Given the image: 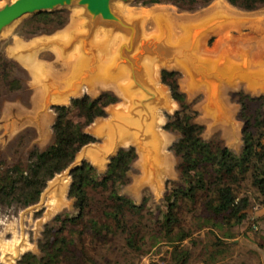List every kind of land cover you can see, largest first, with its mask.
Returning <instances> with one entry per match:
<instances>
[{
    "label": "trees",
    "instance_id": "1",
    "mask_svg": "<svg viewBox=\"0 0 264 264\" xmlns=\"http://www.w3.org/2000/svg\"><path fill=\"white\" fill-rule=\"evenodd\" d=\"M214 0H145L168 2L183 11H196ZM231 5L254 11L264 0H227ZM69 18L64 9L31 15V33L54 32ZM25 73L27 79L21 74ZM178 71H162L180 108L170 115L165 129L177 133L171 150L178 159L177 179L166 182L159 203L144 195L141 203L124 193L137 158L135 147L120 148L100 171L84 161L72 172L68 196L74 214L58 215L57 229L46 226L40 253H25L19 264H134L136 257L159 244L171 247L172 262L187 264L193 246L205 242L207 261L217 263L234 246L235 228L247 217L252 199L264 203V96L239 92L243 120L239 152L221 141L204 138L205 126L196 122L197 110L178 83ZM28 71L17 61L0 56V101L6 93H30ZM112 92L89 94L55 105L53 137L48 145H34L26 157L0 160V208L24 209L39 202L48 183L65 171L87 144L97 139L87 128L107 116L117 103ZM1 115V113H0ZM23 138V137H21ZM204 232V238L200 234Z\"/></svg>",
    "mask_w": 264,
    "mask_h": 264
},
{
    "label": "rangeland",
    "instance_id": "2",
    "mask_svg": "<svg viewBox=\"0 0 264 264\" xmlns=\"http://www.w3.org/2000/svg\"><path fill=\"white\" fill-rule=\"evenodd\" d=\"M10 1L14 0H0V8ZM112 6L119 16L125 20L129 18V21L126 20V22L137 25L139 21L143 39L149 40L153 38L156 41L152 46H148L150 53H139L140 49L134 53L135 55L138 52V56H141V59L138 61L140 67H137V69L134 70L130 66V63L122 57L120 62L122 64H129L133 79L134 72H136V75L141 74L145 59L151 65L156 63L155 67L152 66L156 70L155 77L175 102L172 109L161 111L162 116L155 126L159 138L161 140L164 138L165 140L161 147L164 156L170 159V171L161 181V186H165V193L167 180L178 178V159L171 150V145L176 141L178 135L173 131L165 129V125L169 116L173 115L180 108V105L172 97L169 86L162 82V71H178L180 89L185 92L187 100L198 112L196 122L205 126L204 138L221 141L239 152L242 148V128L244 123L240 118L241 105L237 94L245 92L251 96H264L263 82L259 81L258 83L263 89L253 91L248 88V83L244 82L246 79L241 77L242 73L255 72L257 74L255 76L264 80V74H258L261 70L264 73V6L254 11H244L231 5L227 0H214L210 5L196 11H183L168 2L146 4L145 0H129L128 2L113 0ZM63 9L66 11L69 20L64 27L54 32L39 31L36 34L31 33V27L28 25L30 16H26L5 29L0 35V56L10 59L15 57V61L18 60L17 62L23 68H26L24 66L26 64L34 73V75H31L29 69L26 68L30 78L29 83L32 86L30 87V93L28 91L16 92L13 95L2 90L3 98L0 101V160L9 161L14 157H26L28 150L33 148L34 145L44 147L50 143L53 137L52 126L56 119V112L51 106L54 103L50 100L51 97L46 100L42 113H40H49L51 116L44 117L41 128L38 124L40 115L37 107L41 99V89L37 81V74L43 66L30 57H38L45 61L44 64L49 66L47 69L57 75L66 73L67 68L57 51H71L75 46L73 44L68 46L56 42L52 43L48 39L55 36H65L68 29L73 26L78 31H83L91 18L87 15L85 8L77 4ZM219 10L226 12V15L216 18L210 25H189V23L206 18ZM76 17L80 18L79 22ZM99 21L110 24V22L103 21L102 19ZM119 27L123 31L127 30L121 26ZM104 29H101L98 34L109 45L107 49H110L113 53H117L119 56L122 45L129 41L130 32L124 38L122 33H114L110 25L104 27ZM110 34H113V36ZM108 37L110 38L108 39ZM167 44L172 46L174 50L171 55H167L161 51ZM73 51L78 54L76 48ZM82 52H85L84 47H82ZM126 55H130L133 58L132 52H126ZM148 55L151 56L148 57ZM146 56L147 58H145ZM161 58L167 59L170 61V64L161 65L157 62ZM176 58H187L193 62V65L214 64L213 73L210 76L206 75L208 78L197 76L193 84H189V79L185 75L183 68L174 63ZM152 59L153 61H151ZM218 72L222 76V81L217 84L218 87L216 86L215 90V92L217 91L216 96H214V100L208 108L211 112H217L216 117L211 120L207 118L204 109L208 102L204 85L208 81H211L210 78L216 76ZM21 76L23 79H27L25 73L22 72ZM139 82L142 84L143 80H139ZM235 83L236 85H234ZM221 84L223 99L219 97ZM95 90L86 88L77 96L89 94L92 97H96L102 92L108 91L114 93L119 101L108 107L106 117L97 119L87 128L88 132L97 139L89 146L92 148L105 145L107 140L104 134H98L94 130L95 124L99 123L100 119H106L109 123L108 126H113L115 129L121 128L127 133H132L136 129L131 124L132 120L130 123L128 120V118L132 117L130 102L119 90L104 86H99ZM158 100L156 96L154 97L149 93L144 102L150 101L155 103ZM220 100L225 101L221 102ZM69 103L70 100L55 104L62 105ZM113 107L122 110L123 113L113 117L109 112ZM18 109L23 110V112L19 116L18 122H16L13 118L14 115L16 117L17 114L15 113H17ZM7 112L9 113L7 114ZM11 121H14V123H11ZM10 123L11 126H9ZM138 133L142 136L143 130L140 128ZM132 146L136 149L137 158L133 162L129 174L130 182L124 186L123 191L137 203H141L144 195L152 199V202L159 203L164 193H157L155 188L149 184L143 186L136 185V180L143 175L139 165L140 155L136 143L123 142L118 147L129 148ZM82 153L83 150L77 154L76 160H79L83 156ZM85 161L94 166L96 165L95 167L100 171L106 170L108 165L106 164L107 160L104 165H100L95 163L89 156L85 157ZM49 188L50 185L48 184L39 202L32 206L24 209L16 207L0 208V264H5L2 261V245L12 243L15 239L20 238L22 241L28 243L29 248L25 249L19 257L22 258L27 252L39 254V243L43 238L46 226L49 225L53 229H57L61 225L60 220L55 219L58 215L65 216L66 214H74L76 212L74 201L68 196V190L62 205L58 208L55 207L54 212L49 214L47 205ZM261 207H264V203H260L257 199L251 200V204L247 209V217L241 225L235 228V237L229 240L234 246L221 256L222 258L217 263L206 260L207 243L205 241L207 239L205 238L204 242L193 246L192 257L187 264H264V208ZM204 236V232H202L200 238L203 239ZM170 251L171 247L169 245L159 244L148 253L136 257L131 261L134 264H176L172 262ZM21 258L16 259L15 264H19ZM119 262L120 264L126 263L122 256H119Z\"/></svg>",
    "mask_w": 264,
    "mask_h": 264
},
{
    "label": "bare ground",
    "instance_id": "3",
    "mask_svg": "<svg viewBox=\"0 0 264 264\" xmlns=\"http://www.w3.org/2000/svg\"><path fill=\"white\" fill-rule=\"evenodd\" d=\"M225 13L226 12H223V10H219L206 18L191 22L189 25H210L216 18L226 15ZM76 19L79 22L80 18L76 17ZM126 20L129 21V18H126ZM87 23V26L84 25L86 27L83 31H78V29H75L76 27L74 28L73 26L68 29L65 36H55L48 39V41L52 43L56 42L68 46L73 44L75 46L74 48L77 49L78 54L73 51L74 48L71 51H57L59 57H61L64 61L63 64H65L67 68L66 73L63 75H57L44 67L39 69L37 81L41 89V99L38 103L37 111L40 115V127L43 125L44 117L51 116L49 113L40 114L42 113L44 104L49 97H51L50 100L54 103H62L69 100L71 96L79 95L86 88L94 91L99 86H104L113 87L119 90L130 102L132 117L128 118L129 123L132 120L131 124L134 125L136 129L140 130L141 128L143 130L142 136L136 129L132 133H127L121 128L115 129L113 126H108L109 123L106 119H100L99 123L95 124L94 130L98 134L105 135L107 139L106 143L105 145L97 148L88 147L86 155L91 157L95 163L104 165L107 155L112 152L116 146L123 142L136 143L140 155L139 165L143 172L142 177L136 180V185L143 186L145 184H149L155 188V191L158 192L161 187L163 177L170 171V159L164 156L161 147L163 146L165 140L164 138L162 140L159 138L158 133L155 130V126L156 122L158 123L162 116L161 111L172 109L175 102L155 77L156 70L154 67L156 63L152 65L149 64V62L147 63L145 59L147 58L146 56L144 58L145 61H143V70L141 74L137 75V77L133 79L129 64H122L120 62V56H118L117 53H113L110 49H107L109 45H107V43L104 42L105 39H101V35L98 34L101 29H104V27H108V25H110L114 33L120 32L124 35V38L128 36V31H123L116 23L106 24L97 21L93 28V33L87 43L90 48H94L96 50V53L93 55L83 53L82 36L86 35L90 30L89 21ZM137 30V38L134 46L135 51L140 48L143 40V33L139 21L137 22ZM104 31H106V29H104ZM110 35L113 36V34ZM109 38L110 37H108V39ZM161 51L165 52L167 55H171L174 50L172 46L167 44ZM106 52L108 53L105 54ZM148 52L149 50L147 49V53ZM149 56L151 55H148V57ZM151 61H153V59ZM157 62L161 65L170 64V61L165 58L158 59ZM174 63L183 68L185 75L189 79V84H193L197 76L200 78H206V75L210 76L214 69V64L193 65V62L187 58H176ZM258 74L263 75L264 73L261 70ZM255 75H257L255 72H247L242 73L241 77L246 79L244 82L248 83V88L253 91H258L263 88L258 85L259 78ZM210 79L211 81H208V83L204 85L206 95L208 97V102L204 109L207 118L213 120L216 117L217 112H211L208 108L211 102H213L214 96H216L217 91L215 92V90L218 87L217 84L222 81V76L220 72H218L216 76H213ZM137 80H143V83L137 85ZM234 85H236V83ZM149 93H153L159 100L155 103L150 101L144 102ZM219 95V97L223 99L222 84L219 89ZM220 101L224 102L225 100ZM109 112L113 117L119 116L123 113L122 110L116 107L111 108ZM69 184L70 178L64 177L61 181V185L57 187L55 191L49 193L47 203L49 214L54 212L55 207L58 208L62 205L66 197ZM2 246V261L5 264H15L19 255L25 249L29 248L28 243L26 241H22L20 238L15 239L12 243L4 244Z\"/></svg>",
    "mask_w": 264,
    "mask_h": 264
},
{
    "label": "water",
    "instance_id": "4",
    "mask_svg": "<svg viewBox=\"0 0 264 264\" xmlns=\"http://www.w3.org/2000/svg\"><path fill=\"white\" fill-rule=\"evenodd\" d=\"M125 2H128L129 0H123ZM113 0H14L6 3L3 7L0 8V35L3 33L5 29L16 23L17 21L21 20L22 18L26 16H31L35 14H40L43 12H53L59 9L71 7L75 4L82 6L85 8L87 15L91 18L89 21L90 23V30L86 35H83V43L82 47H84V50L86 54L93 55L96 53V50L94 48H90L88 46V40L90 39L92 35L93 28L95 26V23L102 19L103 21L110 22V23H116L118 26H121L125 29H129L128 32L130 35L128 43H125L122 45L120 49V59L121 57L124 58V60H127L130 63V66L135 70L137 67H140V64L138 61L141 59V56H138L139 53H144L147 52V49L152 46L153 44L156 43V41L152 38L149 40H142L141 46L139 53L134 55L135 51V40L137 38V25H132L124 18L119 16L114 10L112 6ZM126 30V31H127ZM147 44V45H146ZM149 46V47H148ZM126 52H132L133 53V58L131 56L126 55ZM129 54V53H128ZM143 68V66H142ZM134 79L137 77L136 72L133 74ZM260 82H263V79L259 78ZM137 84H141L138 80L136 81ZM152 96H154L153 93H151ZM80 96H71L69 100L73 98H77ZM155 97V96H154ZM55 105H60V104H55L52 103V107ZM93 143L87 144L84 146L81 150H83V156L79 159L76 160L63 172L57 174L54 179V181H50L48 184L50 185V188L48 190V194L55 191L57 187L61 185V181L64 177L70 178L72 180V172L74 169L79 167L80 165L83 164L85 161L86 151L87 148ZM119 146V145H118ZM116 146L112 152H110L107 157H106V164L110 162V159L115 156L120 147ZM96 166V165H95ZM71 182L69 184L68 190L70 188ZM67 190V192H68ZM43 194V193H42ZM21 257L17 258L20 259Z\"/></svg>",
    "mask_w": 264,
    "mask_h": 264
},
{
    "label": "crops",
    "instance_id": "5",
    "mask_svg": "<svg viewBox=\"0 0 264 264\" xmlns=\"http://www.w3.org/2000/svg\"><path fill=\"white\" fill-rule=\"evenodd\" d=\"M30 58H32V59H35V61L37 62V63H39L40 65H42L45 69H47V68H49V66H47V64H44V62L45 61H43V60H41L40 58H34V57H30ZM13 59L14 60H16V58L15 57H13ZM18 61V60H17ZM25 64V63H24ZM23 64V65H24ZM27 69H29V73L31 74V75H34V73L32 72V70L25 64L24 65ZM25 68V69H26ZM26 69V70H27ZM28 71V70H27ZM29 86L30 87H32L31 85H30V83H29ZM23 112V110H20V109H18V111H17V113H15V114H17L16 115V117H15V115H14V118H13V120H15L16 122H18V118H19V116L20 115H22L21 113ZM9 112H7V114H8ZM11 123H14V121H11ZM11 123H10V125L9 126H11ZM40 123V119H39V122H38V124ZM40 125V124H39ZM41 128V127H40ZM45 128V127H44ZM43 128V129H44ZM41 131V130H40ZM44 131V130H43ZM164 190H165V186H161L160 188H159V191L157 192V193H159V194H163L164 193ZM260 207V206H259ZM261 208H264V207H261Z\"/></svg>",
    "mask_w": 264,
    "mask_h": 264
}]
</instances>
